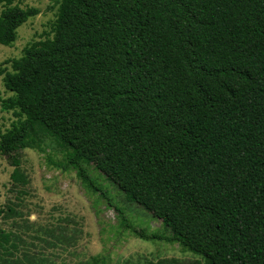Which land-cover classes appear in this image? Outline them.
I'll list each match as a JSON object with an SVG mask.
<instances>
[{
	"label": "trees",
	"instance_id": "1",
	"mask_svg": "<svg viewBox=\"0 0 264 264\" xmlns=\"http://www.w3.org/2000/svg\"><path fill=\"white\" fill-rule=\"evenodd\" d=\"M0 4V45L12 47L41 11ZM55 6L51 34L0 67L11 94L0 107L14 118L0 155L15 195L0 207V264H64L48 249L76 243L22 210L31 183L22 154L53 146L63 161L49 163L74 171L134 237L176 244L203 264H264V0ZM97 171L164 232L127 224Z\"/></svg>",
	"mask_w": 264,
	"mask_h": 264
},
{
	"label": "rangeland",
	"instance_id": "2",
	"mask_svg": "<svg viewBox=\"0 0 264 264\" xmlns=\"http://www.w3.org/2000/svg\"><path fill=\"white\" fill-rule=\"evenodd\" d=\"M22 8L34 7L41 11L18 30V40L12 47L0 45V67L3 62L22 57L24 49L52 32L56 20V0H17ZM2 5L0 4V10ZM0 95L11 96L4 87L0 76ZM12 113L0 107V134L11 127ZM63 161V153L57 146L49 147L45 154L27 150L22 154V168L30 177L29 196L21 204L25 219L37 228L53 227L76 243L62 249H48V253L59 254L57 262L82 264L92 257L104 256L107 264H157L161 260L174 259L182 264H203L202 258L182 250L176 244L144 241L134 237L130 229L121 225V218L109 202L98 194L89 192L77 178L74 171L57 170L49 163ZM10 162L0 155V207L14 198L11 192ZM100 181L97 185L107 193L109 201L123 211L127 224L150 233L164 232L161 221L140 206L129 202L118 187L97 172L93 173ZM1 222V221H0ZM4 227H8L2 224ZM201 260H200V259Z\"/></svg>",
	"mask_w": 264,
	"mask_h": 264
}]
</instances>
